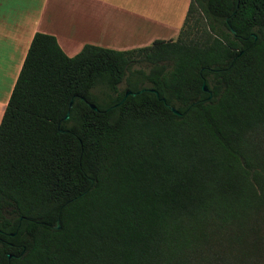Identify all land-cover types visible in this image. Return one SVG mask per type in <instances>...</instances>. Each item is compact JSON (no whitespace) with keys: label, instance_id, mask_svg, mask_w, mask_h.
<instances>
[{"label":"trees","instance_id":"obj_1","mask_svg":"<svg viewBox=\"0 0 264 264\" xmlns=\"http://www.w3.org/2000/svg\"><path fill=\"white\" fill-rule=\"evenodd\" d=\"M0 264H264V0H190L128 50L36 32L0 121Z\"/></svg>","mask_w":264,"mask_h":264},{"label":"crops","instance_id":"obj_2","mask_svg":"<svg viewBox=\"0 0 264 264\" xmlns=\"http://www.w3.org/2000/svg\"><path fill=\"white\" fill-rule=\"evenodd\" d=\"M190 0H0V121L36 32L70 57L92 44L114 50L175 39Z\"/></svg>","mask_w":264,"mask_h":264},{"label":"water","instance_id":"obj_3","mask_svg":"<svg viewBox=\"0 0 264 264\" xmlns=\"http://www.w3.org/2000/svg\"><path fill=\"white\" fill-rule=\"evenodd\" d=\"M203 89L204 90H207V86L206 84L204 83L203 84ZM129 93V92H127ZM71 104H72V101L70 102L69 104V108L71 107ZM90 106L93 108V109H96V106L92 103H90ZM169 108L174 112V113H177L176 109L174 107H172L171 105H169ZM69 117V111L66 113V115L64 116V119H67ZM59 227V220H57V225L56 226H53V228H58ZM12 255L11 254H8V257H11Z\"/></svg>","mask_w":264,"mask_h":264},{"label":"rangeland","instance_id":"obj_4","mask_svg":"<svg viewBox=\"0 0 264 264\" xmlns=\"http://www.w3.org/2000/svg\"><path fill=\"white\" fill-rule=\"evenodd\" d=\"M145 69L147 70L148 68L145 67ZM124 87V83L121 84L120 88H123Z\"/></svg>","mask_w":264,"mask_h":264}]
</instances>
